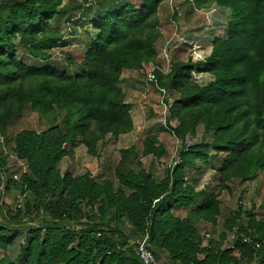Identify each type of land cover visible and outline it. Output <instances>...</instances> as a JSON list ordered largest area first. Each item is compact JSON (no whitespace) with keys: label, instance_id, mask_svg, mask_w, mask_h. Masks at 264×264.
Returning <instances> with one entry per match:
<instances>
[{"label":"trees","instance_id":"16d2710c","mask_svg":"<svg viewBox=\"0 0 264 264\" xmlns=\"http://www.w3.org/2000/svg\"><path fill=\"white\" fill-rule=\"evenodd\" d=\"M86 1L71 0L60 8L61 0H0V134L26 107L44 120L52 116L48 129L22 132L12 140L13 153L28 168L17 181L6 179V188L21 197L19 204L3 205L5 191L0 194V251L22 235L23 243L14 261L3 255L0 264H141L134 243L146 234L159 263L264 264V247L254 248L256 240H264V222L251 218L235 227L232 249H221L223 234L199 248L197 224L215 226L220 211L213 193L195 190L202 167L218 153L224 155L215 168L221 184L264 173V0H193L195 9L228 11L225 35L212 40L202 61L174 62L165 80L157 67L152 75L153 83L171 95L166 123L176 122L170 128L174 135L183 140L185 127L193 133L202 126V138L180 150L178 164L161 179L140 163L134 171L129 155L119 153L116 184L67 174L59 179L55 167L68 144L80 139L92 148V124L100 137L131 129L132 106L117 90L119 74L154 62L161 37L158 9L166 0H138L137 5L93 0L85 7ZM78 27L87 29L80 62L75 65L71 54L62 56L75 69L70 74L48 61L54 48L65 45L61 29L76 35ZM194 70L212 80L192 84ZM148 142L144 154L153 153L154 143ZM5 160L0 158V176L7 172ZM176 208L186 211L184 219L174 214ZM238 219L228 217L227 230ZM241 235L250 242L243 243Z\"/></svg>","mask_w":264,"mask_h":264},{"label":"rangeland","instance_id":"374dc122","mask_svg":"<svg viewBox=\"0 0 264 264\" xmlns=\"http://www.w3.org/2000/svg\"><path fill=\"white\" fill-rule=\"evenodd\" d=\"M69 1L71 0H61L60 8L67 6ZM128 1L138 4V0ZM174 11L177 13L175 17ZM158 12L161 37L155 45L154 62L144 65L138 71H122L119 74L117 90L124 96V101L132 106L129 111L131 129L128 131L118 130V133L112 132L100 137L96 126L92 124L88 128V132H92L93 135L92 148L78 143L80 139L75 141L73 146L68 144L65 147L67 155L55 167L59 179L67 174L71 177H99L116 184L114 166L118 162L121 152L125 156L129 155L127 162L130 167L134 169L136 163H140L144 170L155 179H161L166 171L172 172L178 164L180 150H187L202 138V126L197 127L193 133L185 127L186 135L183 140L174 135L170 128H174L176 122L166 123L168 108L172 103L171 95L158 84L149 81L148 73L152 67H157L165 80L174 62L187 63L190 60L194 63L205 59L210 52L212 40L225 35L229 13L227 10L214 6L195 9L193 0H185V2L183 0H166ZM88 28L90 29V26ZM76 29V35H69L66 28L61 29L65 45L54 48L51 51L52 58L48 61L57 69H64L70 74L75 69L69 68L62 56H65L66 53L71 54L75 65H78L76 63L80 62L84 52L81 35L83 32H87L86 28L78 27ZM89 32L92 33V31ZM165 44H167L166 48H164ZM189 80L192 84L204 86L212 78L199 70H194L190 74ZM59 84L61 83L59 82ZM23 86L26 87L27 83H24ZM166 101L167 103H165ZM38 114L28 107L24 108L22 115L8 127L5 135L0 134V158L6 159L5 169L7 170L0 176V181L3 183L0 194L5 191L1 202L11 208L19 204L21 197L6 188V179L9 175L13 181H17L22 174L27 172L28 168V163L13 153L12 140L22 132L36 135L52 126V116L47 114L48 116L44 120ZM184 115L183 113L181 116L184 117ZM184 119L186 122L189 121L187 116ZM148 140V143H154L153 146L150 145L153 153L144 154L147 144L145 142ZM156 149H161V151ZM222 157L224 155L219 153L216 157L213 156L214 160H210L208 165L202 167L203 172L196 183V191L203 190L215 195L220 211L215 226L204 225V223L197 224L200 249L208 245L210 240H221L220 235L223 234L224 241H226H223L221 249L228 250L231 247V244L228 243V241L231 242L230 234L235 233L241 224H247L249 218L256 222H264V173L258 172L253 179L246 182L240 183L238 179L231 178L224 180L221 184L219 181L221 175L216 173L215 168L222 161ZM136 170L135 168L134 171ZM191 175L193 174H188L186 178L189 179ZM173 212L181 219L187 215L183 209L179 208L174 209ZM234 215L240 216V219L234 222L233 229L229 231L226 227V220L228 217L231 219ZM235 227L237 228L235 229ZM205 235H209V238L206 239ZM22 243L23 235L16 240L15 245L5 251H0V258L5 255L9 260L14 261ZM157 264H159L158 261Z\"/></svg>","mask_w":264,"mask_h":264},{"label":"built area","instance_id":"2783aa9c","mask_svg":"<svg viewBox=\"0 0 264 264\" xmlns=\"http://www.w3.org/2000/svg\"><path fill=\"white\" fill-rule=\"evenodd\" d=\"M92 2H93V0H88L85 2L84 6L90 7L92 5ZM152 71H153V68L148 73L149 74L148 79L151 82H153V80H154V77L152 75ZM2 184L3 183H1V185H0V192L2 190ZM205 238L208 239L209 235H205ZM241 239H242L243 243H249L250 242V239L244 235H241ZM229 240L231 241V242L228 241V243L231 244V247H229V248L232 249L233 245H234V241L236 240V233L230 234ZM147 241H148L147 234L142 236V238L138 239L134 243V245H135L134 254L138 258V260L141 262V264H157V261L153 255V253L151 252V250L147 246ZM261 247H264V240L263 241L256 240L254 242V248L256 250H258ZM246 264H260V263L258 261H254V262L246 263Z\"/></svg>","mask_w":264,"mask_h":264},{"label":"crops","instance_id":"0c3cea01","mask_svg":"<svg viewBox=\"0 0 264 264\" xmlns=\"http://www.w3.org/2000/svg\"><path fill=\"white\" fill-rule=\"evenodd\" d=\"M161 6V5H160ZM160 8V7H159ZM158 14H159V12H158ZM186 212V211H185ZM187 214V213H186ZM176 216H177V214H175ZM199 224V223H198ZM159 264H165V263H159Z\"/></svg>","mask_w":264,"mask_h":264}]
</instances>
